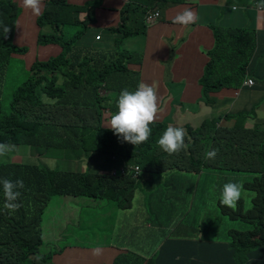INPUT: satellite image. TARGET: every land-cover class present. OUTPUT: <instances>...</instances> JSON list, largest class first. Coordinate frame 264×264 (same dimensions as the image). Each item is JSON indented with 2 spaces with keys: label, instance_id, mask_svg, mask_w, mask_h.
Segmentation results:
<instances>
[{
  "label": "trees",
  "instance_id": "trees-1",
  "mask_svg": "<svg viewBox=\"0 0 264 264\" xmlns=\"http://www.w3.org/2000/svg\"><path fill=\"white\" fill-rule=\"evenodd\" d=\"M160 1H146L143 15L147 17L140 22L145 31L147 26L157 22L151 19L148 12ZM252 2L255 5L260 0ZM138 3L145 5V2ZM176 3L178 0H170L171 5ZM5 6V14L14 19L17 16L14 4L1 0L0 7ZM80 8L68 4L66 0H49L44 3L42 14L35 21L39 28L36 45H53L60 51L50 59L34 60L29 68L28 79L17 88L8 105H4L1 99L3 67L10 52L21 55L27 49L15 47L11 44L12 35L4 38L0 32V143L10 145L12 150L14 147H30L40 157L55 162L65 153H72L83 161L91 162L90 155L98 152L102 156L96 162L108 159L125 167L143 164L144 170L149 168L156 170V173L160 172L156 168L161 165L183 172L200 171L209 165L218 167L220 159L210 162L205 158L209 150L207 145L212 139L202 137V132L213 130L215 137L220 130H228L215 129L214 126L215 122L228 121L229 114L219 115L217 119L205 121L192 129L182 126L187 132L189 129L193 136H198L190 146L193 150L197 143L196 151H192L196 155L195 159L190 154H182L180 157L181 160H188L186 167L165 162L168 153L159 147L157 141L168 127L167 124L155 122L151 125L149 140L137 146L123 142L104 126L105 120L109 121L111 114L118 110L116 102L120 92L124 89L133 91L138 86L139 73L130 69L129 65L140 66L141 60L136 58L134 52L124 49V40L136 36L138 30L128 28L126 17L120 12V23L115 28L106 29L107 34L114 35L112 43L103 38L96 41V35L88 33L90 21L85 29L74 32L66 39L64 25H69L67 30H72V26H80L82 23L72 16L73 10L78 13ZM260 11L262 16L264 11ZM258 46L259 34L255 28L214 30V48L207 52V59L210 60L205 63L200 80L205 102L206 98L211 99L210 94L221 89L220 93L224 95H233L235 92L239 94L237 90L240 87L263 92L264 72L261 68L264 65V53L259 52ZM239 48L242 50L238 51ZM213 56L216 57L214 61ZM245 79H251L255 85L242 86ZM42 93H46L56 103H43ZM105 112L107 116H104ZM257 118L258 115L254 120ZM247 122V118L242 117L235 124L231 123L235 128L230 130L245 132L251 136L252 143L245 153H241L243 159H234L231 168L253 174L251 180L245 183V187L254 192L253 205L245 210L241 199L234 210L221 206L222 212L229 215L224 217L221 212L222 223L225 225L224 218L231 223L225 238H209L206 241L174 239L189 247L174 246L168 239L159 246L157 253L142 258L136 253L120 254L115 257L113 264H264V135L256 136V131L246 128ZM169 125L181 127L177 124ZM233 132L230 139L234 138ZM35 152L30 151L33 154ZM18 162H9L5 157H0V179H22L24 182L18 201L22 206L15 213L4 208L0 188V264H57L54 256L62 254L65 249L75 247L88 252L90 247L65 245L36 257L42 241V214L51 197L71 195L92 198L97 192L106 199L121 200L122 205L128 206L129 200L126 197L134 191L136 183L141 182L139 175L134 178L132 171L113 179L88 172L78 175L48 166ZM235 221H244V227L240 224L230 229Z\"/></svg>",
  "mask_w": 264,
  "mask_h": 264
},
{
  "label": "rangeland",
  "instance_id": "rangeland-1",
  "mask_svg": "<svg viewBox=\"0 0 264 264\" xmlns=\"http://www.w3.org/2000/svg\"><path fill=\"white\" fill-rule=\"evenodd\" d=\"M49 0H44V3ZM68 3V1L66 0ZM84 6H81L79 12L77 13L73 10V17H77L82 23L80 26H72V30L69 29V25H64L65 27V38L69 39L74 32L85 29L87 22L91 24L92 20H96V14L93 13L94 7L92 5H97L101 8H114L119 12L118 22L120 23V12H123V15L126 17V25L128 28L137 29V32L144 33L145 28L144 25H141L142 18L147 17V15H143L145 8L144 5L135 2V0H88ZM43 3V5H44ZM11 4H14L16 12L19 17L23 18V26L21 31V40L18 41L14 39V43L17 48L26 47L27 52L24 54H17L15 52H10L8 55V60L3 67L2 77L4 79L2 86V102L4 105H8L11 100L13 94L16 92L17 88L22 85L28 79L29 76V67L35 59L47 60L52 57H55L56 50L52 46H44L38 47L36 46V36L35 33H32V36L26 40L24 35V30L28 26H35V22L33 19L29 17L27 11H24V7L21 3H15L12 0ZM76 6V5H74ZM260 9V8H258ZM85 12L82 14L80 11ZM257 8H255L256 13ZM90 11V12H88ZM264 11V9H262ZM254 13V14H255ZM264 21V17L262 19ZM261 20V21H262ZM260 23V22H259ZM145 24V22H144ZM94 28L90 30V32H94ZM103 28H98L96 31V41L103 38ZM42 31V30H40ZM49 28H47V32ZM256 31L260 34L264 35V29L261 30L260 26L256 27ZM43 32V31H42ZM86 35V33H85ZM166 44V40L165 43ZM201 48L200 42H195L193 45L194 50H198ZM214 47L211 48V50ZM126 49V48H124ZM259 52L264 51L263 45L260 44L259 39ZM126 50L132 51L129 48ZM242 48H239L238 51H241ZM133 52V51H132ZM136 54V58L142 60V53L134 52ZM216 59L215 56L212 57L214 61ZM207 60H210L209 58ZM138 66V65H137ZM141 66V65H140ZM138 66V67H140ZM200 67H205V65L194 64L192 65L193 71L192 73H196L197 69ZM131 69L132 66H129ZM177 70L172 69L171 74L176 73ZM261 71L264 72V65L261 68ZM216 75L217 73L214 72ZM239 96L234 94L226 95L223 98L209 99L206 98L205 103H198L196 108H201L205 113L212 115L211 120L217 119V115H225L229 114L230 117L228 121L230 123L236 122L239 117H244L249 119V122L246 124V128L253 131H256V136H263L264 130L261 127H256L257 124H261L264 121V117H258L254 120L256 115L264 116V101L259 102L261 96L264 98V90L263 92H258V90L246 89L240 87L238 90ZM222 92V89L219 90ZM216 93V92H215ZM233 93V91H232ZM186 97H177L175 102L177 103L176 109H181L186 103ZM160 111L165 110L166 108L162 103H159ZM233 106H239L237 108ZM242 106V107H240ZM255 109L252 111V108ZM260 110V111H259ZM259 111V112H258ZM108 114L105 112L104 116ZM159 115V114H158ZM174 113L169 112L165 116H160L156 120L157 123L162 125L167 124L169 126V119L172 118ZM106 125V123H105ZM192 129V127H190ZM195 128V127H194ZM234 131V132H233ZM189 132V129H188ZM186 130L185 136V145L186 147L179 152V154H168V158L165 160L166 164L173 163L175 166L186 167L188 166V160L185 158L183 160L180 159L182 154L185 156L191 155L194 159L196 157L195 153L192 151H196L197 143H195V148L192 150L190 148L191 144H193V139L198 138V136H193ZM234 133V138L230 139L231 133ZM191 135V136H190ZM251 136L246 134L245 132H238L237 130H220L214 137V140L208 143L207 147L210 150H217V155L215 157L220 159V164L222 168H215L213 165L206 166L205 169L200 171H195L191 174H187L185 171L184 175L181 172L174 173L171 177L158 180L159 174L155 177V181L151 188L147 185H143L145 181L142 179L141 182L137 185V188L131 192L128 197L129 200V208L116 210L117 215L121 219H130L132 221L140 220L146 223L149 221V215L146 212V209L154 205V217H160L161 223L163 225L169 224V210L171 208L174 209V213H183L189 214L191 217H198V227L200 229H212L214 232L215 240H223L227 234L228 225L231 223L227 219L224 218V223H222L220 218V214L222 212L220 203V192L225 183L232 182H241L243 183L244 189L248 193V195L242 198L245 210L248 207L253 205L252 198L254 197V192L245 187V183L251 180V176L248 174H244L243 172H238L232 167V163L234 159H243L241 153H245L251 147ZM30 151L35 152L30 147H14V150L11 153L5 156L9 162H22L26 164H35L38 166H48L51 169H55L57 171H65V172H74L78 175H81L85 172V166L83 160L79 159L77 156L72 153H65L61 156V159L57 162L53 159H46L40 157L38 153L35 154L30 153ZM161 151V149H159ZM209 151V150H208ZM10 156V157H9ZM102 154L98 152H93V155L90 157L92 161L90 163L89 172L95 175H102L106 178H116L114 176L101 174L94 167L98 166L96 164V160L101 158ZM9 157V158H8ZM21 159V161H20ZM215 159H209L214 160ZM245 159V158H244ZM247 160V159H246ZM18 162V163H19ZM87 164V160H85ZM143 168L144 165L140 164ZM179 168V167H177ZM161 171L173 170L172 168L165 167L161 165L156 168ZM153 169H150V171ZM159 172V173H160ZM145 173L140 175V178H143ZM167 182L166 184H163ZM166 189L167 195L157 194ZM189 191L191 193V197L186 198L187 195L185 192ZM139 192H145L144 198H142V194ZM133 194V197H131ZM96 198H99V193H94ZM73 196L68 195H54L51 197L50 201L44 208V212L42 214V222H41V244L39 245V257L47 252L52 251L53 249H58L59 246H65L67 244H75L81 246H95L97 243L104 245L105 241L102 236L109 235V230L107 229L108 220L104 213H101L99 217L95 216V212H98L97 209L86 208L84 211L85 205L78 206L76 204V200L72 198ZM85 197V196H83ZM110 203H114L113 200H108ZM195 202L194 205L192 203ZM191 208V209H189ZM82 209V210H81ZM107 210V208H104ZM80 211L84 212L85 217H89V225L88 227L80 228L75 231V234L69 231V228L73 225L76 227L77 224H73V222H77L78 220L83 223L82 218L80 217ZM224 217H228L226 213L222 212ZM104 216V222L99 221L98 218H102ZM240 216V213L238 214ZM222 217V216H221ZM228 220H230L228 218ZM110 223L112 220L109 221ZM243 223H245L243 221ZM235 221L230 229L234 228L236 225L244 224ZM145 227V225L134 226V236H138L139 229ZM96 233V236H94ZM163 235L159 236V241H152L153 244V253H157L158 245L163 241ZM105 248H114V247H105ZM134 249L135 247H128ZM116 249V248H114ZM127 254V252H126ZM141 255V254H140ZM143 255H141L142 258ZM76 264H96L94 261L86 260H76Z\"/></svg>",
  "mask_w": 264,
  "mask_h": 264
},
{
  "label": "crops",
  "instance_id": "crops-1",
  "mask_svg": "<svg viewBox=\"0 0 264 264\" xmlns=\"http://www.w3.org/2000/svg\"><path fill=\"white\" fill-rule=\"evenodd\" d=\"M22 4V0H17ZM70 5H84L88 0H67ZM107 1V0H105ZM146 2V0H135V2ZM227 0H181V3L173 6L162 4V8L157 9L159 12V19L157 22L151 26H147L145 34L137 32V35L134 37H128L124 40V45L133 52L142 53L141 66L130 65L131 69L137 70L139 73L138 84L143 82L148 85H152L157 89L158 102L162 103L166 108L163 111L159 112L158 117L165 116L169 112L174 113L172 118H170L169 124H177L179 126H189L194 128L202 125L205 121L212 119V115H209L201 110V108H196L198 103H204L201 98V87L199 85V80L202 76L204 67L197 69L196 73H192L194 64L205 65L207 61V52L211 50L214 44L213 30L216 27L219 28H240L246 27L253 29L260 26V29H264V21L262 20L264 14L261 16L257 12L255 13L253 9H244L237 8L235 10L231 9L228 6H225ZM252 0H234L233 6H247L251 4ZM94 7L93 13L96 14V20H92L91 24L88 27V33L94 36L98 28H103V39L112 43V38L114 35L107 34V28H115L118 24L119 12L114 8H101L97 5H92ZM185 8H191L196 12L198 20L187 27L174 24L173 17L183 11ZM29 14V17L35 22L37 15H34L31 10L24 9ZM43 11V8H42ZM82 14H85L84 11H81ZM255 13V14H254ZM262 20V21H261ZM260 22V23H259ZM18 24L23 26V18L19 17ZM95 29L94 32H90L91 29ZM38 28L36 26H28L24 30V35L27 38L32 36V33H35L37 36ZM96 39V36L94 37ZM260 44L264 47V35L260 34L259 36ZM166 40V44L165 43ZM195 42L201 43V48L198 50L193 49ZM56 52L60 51L57 46H53ZM264 53V51L262 52ZM55 56V55H54ZM264 63V58L262 60ZM177 70L176 73L171 74V70ZM235 94V93H234ZM234 94L232 95L234 97ZM226 95L221 94L220 92L210 94L211 99L223 98ZM239 94L237 95V97ZM177 97H186V103L181 109H176L177 103L175 99ZM264 101V98L261 96L259 102ZM235 108L239 106H233ZM242 107V106H240ZM260 111V110H259ZM258 111V112H259ZM221 115L218 114L217 117ZM258 117H264L259 116ZM238 119H241L239 117ZM175 120V121H174ZM249 122V119H247ZM247 122V123H248ZM108 124V121L105 120L104 126ZM246 123V124H247ZM166 125V124H164ZM219 125L222 127L233 128L234 126L228 121H219ZM256 127H261L264 130V121L261 124H257ZM239 130V129H237ZM209 136V133L206 132L202 137ZM210 150V149H209ZM210 162L214 160H209ZM85 171L87 170L85 161ZM91 163V162H90ZM89 163V165H90ZM140 171L138 172L139 178L142 173H149L150 178H145V183L151 188V185L158 180L166 179L171 177L176 172H181L178 170H168L161 171L156 173V170L150 171V169L144 170L140 164ZM222 165L219 162V166L216 168H222ZM101 173H115L120 172L118 166L112 165L107 168L100 166L94 167ZM195 172V171H194ZM184 175V172H181ZM193 172L189 171L187 174ZM253 177L252 173L243 172ZM138 174L136 176H138ZM159 174V179L155 180V177ZM134 176V178L136 177ZM141 180L143 178H140ZM124 183L125 181L122 180ZM164 182L163 184H166ZM136 183L135 189L137 188ZM134 189V190H135ZM187 195L186 198L191 197L189 191H182ZM144 198L145 192H139ZM157 194L167 195L166 189ZM133 197V194L132 196ZM76 200L78 206L85 205L84 211L86 208L97 209L98 212H95V216L99 217L101 213H104L107 217L108 224L107 229L109 230V235L102 236L104 238L105 244H96L95 246H90V250L87 252L85 250L76 249L72 246H78L75 244H67L72 249H65L62 254L55 255L54 261L57 264H76V260H90L94 261L96 264H113V261L116 256L120 254L136 253L138 256L143 255L142 257H148L153 254V246L155 244L152 241H159V236L163 235V241L158 245V248L164 241L168 239L171 241L170 244L177 246L183 245L189 247L186 243H179L175 238H189L195 240L206 241L209 238L214 239V232L212 229H200L198 227V217H191L189 214L183 213H174V209L169 210V224L163 225L161 223V218L154 217V205L146 209L147 214L149 215V221L144 223L140 220L132 221L130 219H121L118 217L116 210L127 209L129 206L119 208L120 204L110 203L105 196L99 195V198L96 197H72ZM195 202L192 203L194 205ZM104 208H107L105 210ZM191 209V208H189ZM82 210V209H81ZM80 217L83 220L81 223L80 220L73 222L74 225L69 228V231L75 234V231L83 227H88L89 217L84 216V212L80 211ZM99 221L104 222V216L98 218ZM112 220L110 223L109 221ZM145 225V227L139 229L138 236H134V226ZM96 236V233H94ZM81 246V245H80ZM135 247L134 249L128 247ZM105 247H114V248H105ZM99 250L100 254L95 255L94 250ZM141 254V255H140Z\"/></svg>",
  "mask_w": 264,
  "mask_h": 264
},
{
  "label": "clouds",
  "instance_id": "clouds-1",
  "mask_svg": "<svg viewBox=\"0 0 264 264\" xmlns=\"http://www.w3.org/2000/svg\"><path fill=\"white\" fill-rule=\"evenodd\" d=\"M3 1H10V3L12 2V0H3ZM233 1L234 0H227L225 3V6H228L233 10L237 8H244V9L248 8V9L255 10V8H257L256 10L257 13H260L261 12L260 10L264 9V0H260L259 4L254 5L252 2L251 4H248L247 6H233L232 5ZM14 2L17 3L18 1L14 0ZM43 2L44 0H22V5L25 9L31 10V12L34 15L39 16L42 14ZM180 3H181V0H178V3L174 4L173 6H176ZM162 4L171 5L170 0H161L159 3H157V6L153 10L148 12L150 13L151 17L154 18L155 20L159 19L160 15L157 9L162 8ZM146 6L147 5L145 2V5H144L145 9H146ZM6 7L7 6L3 8L0 7V32L2 33L4 38H8L10 35H12L11 44L16 47L13 41L14 39L18 41L21 40V31H22L21 26L18 24L19 16L17 14V16L14 19L7 16L4 12ZM197 20H198V16L196 12H194L191 8H185L183 11L177 13L173 17L174 24H178L184 27L194 24ZM215 29H220V30L245 29L247 30L249 28H246V27L232 28L229 26L226 29L219 28V27H216ZM214 30H213V36H214ZM38 33H39V28H38L37 35ZM25 39L28 40L29 38L25 37ZM36 39H37V36H36ZM38 47H44V46H38ZM202 76H203V73H202ZM200 80H199V85H200ZM235 94L238 95L237 92H235ZM201 98L203 100L202 87H201ZM158 99L159 98L157 95V89L154 86L145 84L143 82L139 83L137 88L133 91H129L128 89L122 90L116 102V106L118 110L114 114H111L110 120L108 121V124L106 126L109 129H111L114 132V134L120 137L123 142L131 143L134 146L146 143L152 134L151 125H153L156 122V120L158 119V114L160 112V108L158 105ZM41 101L43 103H53V104L56 103L55 100H50V98L47 97L46 93L41 94ZM214 128L215 129H234L235 127L233 128L222 127L219 125V121H218V122H215ZM206 132L209 133L208 137H210L213 141L214 140L213 130L211 131L204 130L202 134H205ZM185 136H186V130L183 127H174L172 125H169L163 131L157 143L159 147L164 152L168 153L169 155L179 154V152L186 147ZM11 150L12 149L10 145L0 143V157H5ZM216 155H217V150L213 149L205 153V158L215 159ZM87 163H88L86 165L87 170L85 172L90 173L89 172L90 162H87ZM96 164L103 168H107L109 166L115 165V166H118L120 169H122L121 173L113 172V173L107 174V175L111 174V176H114V177L124 176L125 174L131 171L134 172V176H136L138 172L140 171V167L138 165H135L133 167H125L122 164L119 165L116 162L109 161L108 159L100 161V162H96ZM145 178L149 179L150 174L145 173L143 180H145ZM114 184L118 185L117 183H114ZM0 188H2V192H3L4 208L7 209L10 213H15L16 211H18L22 206L18 201L21 197L20 189L24 188L23 180L16 179L13 181L11 179H6V178L0 179ZM246 195H248V193L244 189L243 183L229 181L225 183L222 187V190L220 192V203L223 206H226L234 210L238 206V203L241 201V199ZM110 200H114L117 202V204H120L119 208L125 207L124 205L121 204L122 203L121 200H117V199H110ZM94 254L99 255L100 251L98 249L94 250Z\"/></svg>",
  "mask_w": 264,
  "mask_h": 264
},
{
  "label": "built area",
  "instance_id": "built-area-1",
  "mask_svg": "<svg viewBox=\"0 0 264 264\" xmlns=\"http://www.w3.org/2000/svg\"><path fill=\"white\" fill-rule=\"evenodd\" d=\"M152 20H154V18L151 17ZM255 82L252 81L251 79H245L242 83V86H246V87H252L254 86ZM137 170V168H136Z\"/></svg>",
  "mask_w": 264,
  "mask_h": 264
}]
</instances>
